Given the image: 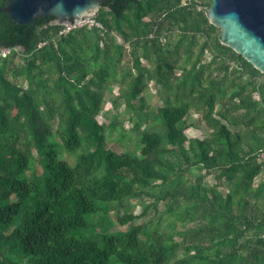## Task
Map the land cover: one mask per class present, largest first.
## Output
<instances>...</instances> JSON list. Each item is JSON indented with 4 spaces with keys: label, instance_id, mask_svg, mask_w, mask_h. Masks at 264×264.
Segmentation results:
<instances>
[{
    "label": "trees",
    "instance_id": "16d2710c",
    "mask_svg": "<svg viewBox=\"0 0 264 264\" xmlns=\"http://www.w3.org/2000/svg\"><path fill=\"white\" fill-rule=\"evenodd\" d=\"M8 3L0 264H264V73L221 42L212 1L105 0L103 28L64 34Z\"/></svg>",
    "mask_w": 264,
    "mask_h": 264
},
{
    "label": "water",
    "instance_id": "95a60500",
    "mask_svg": "<svg viewBox=\"0 0 264 264\" xmlns=\"http://www.w3.org/2000/svg\"><path fill=\"white\" fill-rule=\"evenodd\" d=\"M211 23L221 28V42L264 73V0H211ZM105 0H9L5 10L19 24L54 16V24H77L95 16Z\"/></svg>",
    "mask_w": 264,
    "mask_h": 264
},
{
    "label": "rangeland",
    "instance_id": "374dc122",
    "mask_svg": "<svg viewBox=\"0 0 264 264\" xmlns=\"http://www.w3.org/2000/svg\"><path fill=\"white\" fill-rule=\"evenodd\" d=\"M153 92H156V89L153 88ZM153 104H163V100H161L160 96L159 95H154L153 97ZM125 107H122L119 111L118 110H114L113 113H111V117L110 119H108V117L106 116H100V120L103 121V122H107V121H110V120H113L114 117L116 116V114H121L122 111H124ZM132 126L131 122L126 120L125 122V127L128 129H130ZM208 130H207V127L205 126V124H202V126L200 128H193L189 131V136L190 137H198V138H204L205 135L207 134ZM124 140V139H123ZM119 141L115 140L114 139H110V146H112L113 148H115L116 150H123L124 147L123 145H119L118 144ZM124 145H126V147L129 148V146H131V142L129 140H124ZM210 182H214V180L212 178H209L208 179ZM141 212V207L138 206L136 209H135V213H140ZM116 215L117 213L116 212H112L111 213V216H113V218H116ZM128 226L129 225H126V226H114L113 228H111V231H118V230H127L128 229Z\"/></svg>",
    "mask_w": 264,
    "mask_h": 264
},
{
    "label": "built area",
    "instance_id": "2783aa9c",
    "mask_svg": "<svg viewBox=\"0 0 264 264\" xmlns=\"http://www.w3.org/2000/svg\"><path fill=\"white\" fill-rule=\"evenodd\" d=\"M96 16H92V17H89L85 20H83L82 22L80 23H77V24H64V28L62 29L61 31V34H64V33H67V32H70L71 30H73L74 28L76 27H81V26H89V27H93V26H98V27H101L103 28V24L101 22H99L97 19H96ZM12 52V48L11 47H1L0 46V57H7L10 53Z\"/></svg>",
    "mask_w": 264,
    "mask_h": 264
}]
</instances>
